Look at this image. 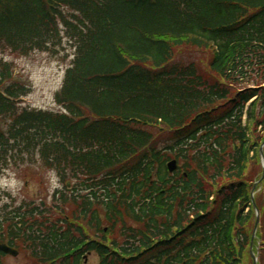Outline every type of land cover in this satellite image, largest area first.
Here are the masks:
<instances>
[{
    "label": "trees",
    "instance_id": "16d2710c",
    "mask_svg": "<svg viewBox=\"0 0 264 264\" xmlns=\"http://www.w3.org/2000/svg\"><path fill=\"white\" fill-rule=\"evenodd\" d=\"M64 40L76 50L56 95L64 113L22 109L31 89L0 60V179L41 163L91 193L5 216L0 243L38 263L95 251L99 264H253L264 0H0V51L55 54ZM93 199L95 241L60 227L68 204L87 216Z\"/></svg>",
    "mask_w": 264,
    "mask_h": 264
},
{
    "label": "rangeland",
    "instance_id": "374dc122",
    "mask_svg": "<svg viewBox=\"0 0 264 264\" xmlns=\"http://www.w3.org/2000/svg\"><path fill=\"white\" fill-rule=\"evenodd\" d=\"M74 54L73 47L65 40L63 47L59 48L55 55L38 52L22 58L0 51V60L11 63L16 70L15 79L32 88V93L23 102L24 107L61 112L54 98L63 85L64 75L74 59ZM38 167L40 166L26 165L6 170L0 181V210L9 206L11 211L23 203L41 205L42 200L50 206L56 192L65 191L55 172L42 171ZM260 192L261 190L258 194ZM261 230L258 229L257 234L262 232ZM26 255L21 252L18 258H3L2 264H33ZM261 258L262 255L260 263ZM87 264H99L98 258L91 256Z\"/></svg>",
    "mask_w": 264,
    "mask_h": 264
},
{
    "label": "water",
    "instance_id": "95a60500",
    "mask_svg": "<svg viewBox=\"0 0 264 264\" xmlns=\"http://www.w3.org/2000/svg\"><path fill=\"white\" fill-rule=\"evenodd\" d=\"M169 168H170L171 171L176 170L177 169V163L176 162H173V163L169 164ZM262 180H264V176H263V179ZM255 188H256V186H255ZM252 200L254 201L253 198H252ZM259 224H260V215L258 213V219H257L256 229H257V227H258ZM0 252H3L5 254L12 255L14 257L18 256V252L17 251H15V250H13V249L5 246V245H0ZM255 264H256V260H255Z\"/></svg>",
    "mask_w": 264,
    "mask_h": 264
}]
</instances>
